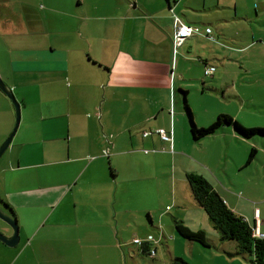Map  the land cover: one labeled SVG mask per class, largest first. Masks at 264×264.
I'll return each mask as SVG.
<instances>
[{"label": "crops", "instance_id": "crops-1", "mask_svg": "<svg viewBox=\"0 0 264 264\" xmlns=\"http://www.w3.org/2000/svg\"><path fill=\"white\" fill-rule=\"evenodd\" d=\"M43 2L50 11L63 12L66 8L68 26L62 28L66 29L68 45L86 41L92 48L95 46V53L90 49L88 55L89 65L95 69H89L99 75L105 86L101 101L86 105L73 99L74 90L80 85L67 80L78 76L81 67L82 72L87 71L80 51L75 73L70 69L72 53L61 50L50 54L47 48L33 43L22 45L3 68L4 76L10 80L8 86L16 91L19 85L22 95L18 97L22 109L20 125L0 157V205L10 214L14 212L20 223L19 264H170L179 255L192 264H254L252 256L236 254L235 241L221 240L207 214L208 219L197 210L199 218L190 220L206 222L194 227L179 210L166 213L162 209L161 183L164 186L167 178L171 185V158L177 155V147L178 153L185 155L177 130L185 120L179 89L189 91L186 81L203 77L206 65L213 64L217 68L214 75L199 79L203 84L202 98L221 99L220 93L223 97L237 94L245 82L237 78L246 74L228 68L235 59L223 26L247 23L250 7L258 16L264 14V0H248L246 5L238 0L229 5L222 0H170V5L167 0ZM171 7L185 23L201 26L198 33L179 46L176 59ZM221 9H230L233 15L209 18ZM44 19L45 13L25 6L18 20L20 31L43 27ZM16 21L15 16L0 18V26L11 33ZM211 24L218 27L215 32ZM207 27L212 29L214 39L207 35ZM196 60L202 67H195ZM6 96L0 92V145L16 120ZM202 107L208 123L197 121L199 126H208L221 113L246 124L242 111L249 109L245 112L252 114V108L243 106L235 111L233 107L229 109L231 106L219 107L205 100ZM261 113L264 116V110ZM256 116L255 113L251 117ZM228 127L223 126V132L212 137H224L232 150L228 157L234 159L227 158L226 165L222 163L214 170L203 151L196 149L199 161L188 158L194 167L185 172L206 177L229 207L264 236V138L259 143ZM159 128L173 129V143L161 138L156 132ZM145 132L151 133L145 136ZM237 140L248 145L237 146ZM252 146L256 152L251 158ZM133 155L150 165L149 170L144 168L145 177L155 183L139 182V177L129 171V188L117 196L120 175L123 178L127 171V166L123 169L119 162H127ZM142 189L148 191L141 192L140 205L146 218L135 207ZM171 194L169 187L166 195L170 200ZM190 200L191 194L182 198L174 192V201L180 206L186 208L185 203ZM193 205L202 210L195 200ZM175 220L205 231L209 246L188 239L186 242L204 262L194 263L185 254L171 252L170 242L180 244ZM149 234L158 242L146 245L147 250H156L154 257L133 242L134 238L145 239ZM197 244L203 249H214L215 252L210 251L212 260L204 256ZM158 245L166 249L167 257L166 252L163 258L159 255ZM9 249L0 240V256L9 253Z\"/></svg>", "mask_w": 264, "mask_h": 264}, {"label": "rangeland", "instance_id": "rangeland-1", "mask_svg": "<svg viewBox=\"0 0 264 264\" xmlns=\"http://www.w3.org/2000/svg\"><path fill=\"white\" fill-rule=\"evenodd\" d=\"M64 1L69 2V0H64ZM209 1L215 2L216 0H209ZM222 1H225L226 3H228L224 5H229V3L233 2V0H222ZM238 1L244 3L245 5L248 2V0H238ZM47 2H49V0H47ZM257 4L258 2L255 1L254 6H256ZM25 6H28L31 8L35 7L39 11L45 13V19H44L45 25L44 26L42 25L43 27L37 25L34 27V30L33 28H30L26 31H20L18 20ZM50 9L51 8H49L48 5L46 6L44 4L43 0H0V18L7 19V18H12L15 16L17 19L16 28L12 27L11 33H8L6 29L4 30V28L0 26V74L2 78L4 79L6 83L10 82V80L6 76H4L3 68L9 63L8 60L11 59L12 55L19 53V50L23 47L22 45L33 43L31 45L47 48L50 54L54 53V51H61V50H66V52L72 53L71 56L73 59L70 63V69L74 73L77 70L76 66H79V63L76 60V58H77L78 52L80 51L81 54L83 55L82 59L84 60V61L82 60V64H84V66L87 68V71L82 72L83 69L81 67V69L79 68L77 70L76 74H78V76L75 75V77L73 78H68L67 80L68 83L80 85L79 88L74 90L75 98L73 97V99H76L82 102L83 104L85 103L86 105L87 104L89 105L91 101L92 102L101 101L103 97V90H104L105 83L102 80L99 81V75H97L96 73L92 72L89 69L93 67L89 65L90 60H88L89 50L91 49L92 53H95V46H93L92 48L91 46H89V44L86 41H80L75 44L70 43L68 45L66 29L62 28V27L68 26V12L66 11V8L63 12H58V11L54 12V11H50ZM254 9L255 8L252 9L251 7L248 9L250 20L247 23L235 22V23H230L226 26H223L224 33L225 35H227L228 39L230 40L229 41L230 51L233 52V55H234L233 57L235 59V62L233 61L234 63L230 64L228 68L233 69L234 71L243 70L244 74H246V76L239 74V77L237 78V80H240V81L245 80V82L242 83V85L238 88V90H236L237 94H234L232 92L230 96L223 97V94L220 93V98L223 100L213 98V97L202 98L203 84H202V81H200L199 79L202 80L206 77L204 75V71H203V77L199 79L195 78V81H193L194 79H190L186 81L187 84L189 85V101H190L189 105H191L190 107H192L191 109L194 112V118L198 125L199 123L200 124L208 123V122H205L207 121V115H206L204 108L202 107V102L205 100L208 104L215 103L219 107L231 106L229 109L231 110L233 107L235 108V111L239 110L243 106H245L246 108H252L251 115H248L245 112V111H248L249 109L242 111L243 115H245L246 117L245 118L246 124L244 123L242 124L247 127H264V116L261 113V111L264 110V14L258 16L257 12ZM260 10H262L261 7H260ZM218 12L219 11H216V13L212 14L211 17L209 18H212L213 16H217V15H226L229 13H231L230 16L233 15L230 9H221L220 12L219 13ZM195 26L198 28H201L200 25H195ZM211 27L214 29V32L216 31V28H218L216 25H213V24H211ZM25 33H28V36ZM32 35H34V38H32ZM221 41H224L225 43H227V41L225 40H221ZM52 47H57V48L54 50ZM178 53H180V47H178L176 50L174 48V51H173L174 59H176V56ZM188 55L190 54L188 53ZM192 57H193V54H192ZM188 64H190L189 61H188ZM199 66L202 67V65H200L199 62L197 61L195 67L199 68ZM219 66H221V64H219ZM197 70L198 69L196 68L195 72ZM19 88L20 86L18 85V89L16 91L13 90L17 99L18 97L19 98L22 97L21 93L19 92L20 91ZM0 92H2V94H5L2 90ZM178 95L181 98L180 106L184 110L185 120H183L180 123V126H178L177 130L179 132L180 143L182 142L183 144V147L181 149L185 153V155H181V153H178L180 150H179V147H177L176 149L177 155L171 158V166H170L171 167L170 175L172 176L170 178L171 185L170 186L168 185L167 178H165L164 180V186L161 183V191L163 192L162 209L166 213L169 212L171 214H175V212L179 210L181 212L182 217L184 218L187 217L189 219L187 220V223H189L190 225H195L194 227H197L196 223L204 225L206 221L204 219H199L198 222H195L194 220H190V218H195L196 216L199 218L197 214V210L202 212L203 215H205L206 212L202 207H201L202 208L201 210V209H197L198 208L197 205H193L194 199H193V195H192L188 180L186 179L185 171L189 167H194L193 165L194 163L190 162L188 158L198 160V158L196 157L197 155L196 149H200L203 151L206 158L212 163V168L214 170H218L220 164L223 163V165H226L227 158H233L232 156L228 157V155H231L230 153H228V151L231 152L232 150L228 149L227 141L225 140L224 137H212L213 135L217 133L219 134L222 133L223 127L218 129L214 134L205 136L198 141L194 140L191 130H190V121H189L187 111L185 109L183 95L180 93V91H178ZM6 97L8 98V101L13 107L14 113H15V108H14L12 101L9 99L8 96ZM255 113L257 114V116L251 117ZM243 115L241 113V117H243ZM227 126H229L228 128H230V130H233V131L236 130V129L234 130V126H231V125H227ZM13 127H12V130H13ZM263 138H264L263 135H255L248 139L256 140L257 142L261 143ZM236 143H237V146L239 144H241V146L248 145L246 143H240L238 140ZM258 146H262V144ZM253 147L254 146H252V148ZM241 152L242 151H239L237 153H241ZM186 155H187V158L184 157ZM200 156L203 157V154H201ZM128 158H129V161L127 160V162L124 159L121 162H119V165L123 166V169L124 167L127 166V171L125 174H123V178H122V174L120 175L121 184L117 187V193H118L117 196H119V194L123 190L125 192L126 189L129 188V181H126V178L129 176L128 174L129 171L131 172L132 175H136L139 177L138 179L139 182L146 183V184L155 183L145 177L146 175H145L144 168L149 170L148 167L150 165L142 157H140L139 155H136V156L133 155ZM203 160L205 162L208 161L204 158ZM256 160L260 162L259 159H256ZM232 163L234 164V162ZM111 166L114 167V164H111ZM137 169H138V175H137ZM241 173L242 174L246 173V171H242ZM169 187H171V192H172L171 200L169 196L166 195ZM143 191L144 193L146 192V194L148 192L147 189H142L140 191L139 196L137 195V204L135 207L139 209L140 215L146 218V213L144 214L142 210L143 207L140 206L142 196H143L141 192ZM152 192L153 191L150 190V194ZM174 192H176L177 195L180 194L182 198H183V195L185 197V194L186 196L187 195L189 196V194H191V200L185 203L186 208L183 206H180L178 203L174 201ZM167 205H169L168 210H166ZM183 210H186L185 212L186 215L185 213H182ZM210 224L213 227L211 222ZM19 226H20V223H19ZM195 230H198V229H195ZM0 231H2L5 234H9V233L11 234V232H13V228L0 218ZM176 237L179 241L178 243L180 244L174 245L172 242L169 243V245L172 248L171 249L172 253H174V251H177L178 253L185 254L186 256L190 257L191 261L194 263H197V261H200V263L205 261V260H201L197 258L199 257L197 250L195 251L191 250V247L186 243L188 241L186 238H184L181 235H177ZM20 238H21V234H20ZM156 244L158 243L156 242ZM17 246H14V247L9 246L11 248L9 249L10 250L9 253H6L0 256V264H19V257H18L19 247ZM197 246L201 248L202 253L204 252L205 257H208L212 260V255L210 251H214V249H211V250L203 249L202 248L203 246L201 244H197ZM158 247H159L158 249L159 255L163 258L164 252H166V249L162 248L161 245H158ZM165 256L166 257L168 256V252H166ZM180 257H184V256H180Z\"/></svg>", "mask_w": 264, "mask_h": 264}, {"label": "trees", "instance_id": "trees-1", "mask_svg": "<svg viewBox=\"0 0 264 264\" xmlns=\"http://www.w3.org/2000/svg\"><path fill=\"white\" fill-rule=\"evenodd\" d=\"M170 9L173 12L172 16L174 20V16L177 15V13L174 12L172 7ZM173 43H174V33H173ZM178 47H176L174 44L175 50ZM209 66L210 65H206L204 69L205 76H213L214 73L216 72L217 68L214 65L215 66L214 72L212 74H206L205 73L206 68H208ZM179 91L183 95L185 109L187 111L190 121V130L194 140L198 141L205 136L214 134L218 129H220L225 125L234 126L236 131L242 134L246 138H250L255 135L264 136V127H247L243 125L238 119L227 113L219 114L215 119V121L208 126H199L195 121L194 112L192 111L188 103L189 91L183 88L179 89ZM169 133L172 136V141H168V142L173 143L174 140L173 129H171ZM255 152L256 149L253 148L250 155L251 158L254 157ZM111 171L113 172L112 168ZM186 179L188 180L194 200L205 210L214 229L219 233L221 240L235 241L237 244L236 254L250 255L252 256L251 260L254 264H264V236L257 234L255 230L256 228L254 226H251L241 215L237 214L233 209L229 207L226 201L222 198L219 192L214 188V186L210 183V181L206 177H204L201 174L190 171L186 173ZM4 203L6 202L4 201ZM13 213L12 215L15 217ZM175 227L179 235L183 236L184 238L201 243L203 245H207V246L210 245L208 241V237L204 230L202 229L194 230L189 226H187L181 220H175ZM149 236H152V239H149ZM136 238L141 239L142 243L139 244L134 242V239ZM136 238L133 239V242L135 244H138L139 246H142L145 253H149L151 254L152 257H154L156 254V250L153 248L147 250V246H146L147 244L157 241L154 235L149 234L145 239H142L140 237H136ZM170 264H192V263L189 262L184 257L175 256L171 259Z\"/></svg>", "mask_w": 264, "mask_h": 264}, {"label": "water", "instance_id": "water-1", "mask_svg": "<svg viewBox=\"0 0 264 264\" xmlns=\"http://www.w3.org/2000/svg\"><path fill=\"white\" fill-rule=\"evenodd\" d=\"M168 5H170V0H167ZM0 89L9 97V99L12 101L14 108H15V125L13 127V130L9 134L8 137L5 138V140L0 145V157L4 154L8 146L11 144L17 129L19 127L20 121H21V103L17 99L13 89L8 86V84L4 81L0 74ZM0 218L5 221L8 225H10L13 228L12 235H7L0 231V240L4 242L6 245L14 247L17 246L20 242V228L19 223L17 219L7 211L3 209V207L0 205Z\"/></svg>", "mask_w": 264, "mask_h": 264}, {"label": "built area", "instance_id": "built-area-1", "mask_svg": "<svg viewBox=\"0 0 264 264\" xmlns=\"http://www.w3.org/2000/svg\"><path fill=\"white\" fill-rule=\"evenodd\" d=\"M174 21H175V24H174V44L176 47L180 46L188 37H191V36H193L199 32L198 27L183 22L182 19L178 15L174 16ZM206 33L212 39H214L213 36L211 35L212 29L210 27L206 28ZM214 70H215V66L210 65L208 68H206L205 73L206 74H212L214 72ZM156 132H158L164 140L172 141L171 134L165 128H159L158 130H156ZM149 133L150 132H145L144 135L146 136ZM256 233L260 234L259 231H257V230H256ZM260 235H262V234H260ZM149 239H152V236H149ZM134 242L141 244L142 240L139 238H136V239H134Z\"/></svg>", "mask_w": 264, "mask_h": 264}]
</instances>
